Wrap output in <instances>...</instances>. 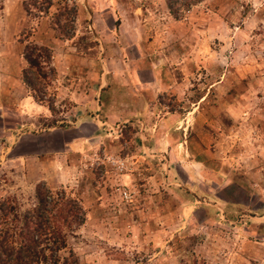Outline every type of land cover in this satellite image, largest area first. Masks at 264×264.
Instances as JSON below:
<instances>
[{
	"label": "rangeland",
	"instance_id": "obj_1",
	"mask_svg": "<svg viewBox=\"0 0 264 264\" xmlns=\"http://www.w3.org/2000/svg\"><path fill=\"white\" fill-rule=\"evenodd\" d=\"M24 53L45 79L24 82ZM154 65L182 84L154 111L188 114L204 149L218 142V185L170 182L135 122L96 117L97 100L136 107L124 75L148 81ZM39 182L85 210L68 237L79 264H264V0H204L180 20L164 0H0V202L29 208Z\"/></svg>",
	"mask_w": 264,
	"mask_h": 264
},
{
	"label": "crops",
	"instance_id": "obj_2",
	"mask_svg": "<svg viewBox=\"0 0 264 264\" xmlns=\"http://www.w3.org/2000/svg\"><path fill=\"white\" fill-rule=\"evenodd\" d=\"M131 71L124 75L126 79L128 78V85L124 88L130 90L129 94L131 96V101L137 103V106L127 105L124 107L123 104L110 99H106L104 101L105 103H103L102 100H97L96 111H98V113L101 111L102 113L97 114L96 117H107L108 121L113 124H116L115 120L120 119L135 122L136 124H134L139 128L136 131V136L141 142L143 152L145 151L144 153H146L148 151V156H154L151 152H155V156L165 160L164 166H166V169L164 168V170L166 171L170 182H173V175L176 173L177 176L184 177L183 180L181 179L183 184H186L188 181L198 182L199 180L202 181V184L204 185H206L207 182H211L213 185H218V183L224 179H220V175L222 174L219 171L220 169H223V167L218 169L219 163L214 160L217 157L211 152L212 148L218 145V142L211 137L212 140L210 143L212 144L214 142V144L204 149L202 144L203 138L195 140L194 137H191L194 141L191 138H187L188 133L193 129L190 124L187 123L189 118L188 114L184 113L177 115L176 113H158L157 111H154L155 107L153 106V103L159 94L170 90L172 91V88H174L173 91L176 93V90L180 89L182 84L178 83V85H175L176 82L172 83V85L170 83H165L160 75L159 69L157 70L155 65L153 69L149 70L151 79L148 81L133 78L131 76ZM177 93L180 92L177 91ZM85 99L86 98L82 100V108L78 107L77 109H81L82 114L85 117H90V110L87 111V109H91L94 106L88 107L89 104L87 103L90 101H86ZM35 109L36 113L46 111L43 106H37ZM33 111L34 110L30 111L22 109L15 112L18 114L20 113L19 115L21 116L24 115L23 113H30ZM83 123H89L92 125L96 130L98 137L102 134L103 126H99L98 122H95L94 119L84 120ZM122 123H120V125H122ZM101 125H103L102 122ZM76 127L78 128L79 126ZM74 146L75 142L69 145V147ZM166 155H171V157H169L170 159L172 158L174 165H168ZM248 184L250 185V183ZM184 189L187 190L186 188ZM193 198L195 201L197 200L196 197ZM214 202L211 205L212 208H210L212 209L210 210V216L223 219V214L225 212H223V208L225 207L224 203Z\"/></svg>",
	"mask_w": 264,
	"mask_h": 264
},
{
	"label": "trees",
	"instance_id": "obj_3",
	"mask_svg": "<svg viewBox=\"0 0 264 264\" xmlns=\"http://www.w3.org/2000/svg\"><path fill=\"white\" fill-rule=\"evenodd\" d=\"M164 1L171 17L180 20L185 12L204 0ZM31 49L48 52L44 47ZM23 57L28 64L23 72L24 82L30 85L27 73L32 69H36L38 79H45L33 54L24 53ZM51 107L49 104L48 109ZM85 219V210L78 199L64 190L53 192L42 182L35 185L33 205L27 209L22 210L14 197L3 199L0 202V264H79L75 252L68 246V237L84 225Z\"/></svg>",
	"mask_w": 264,
	"mask_h": 264
},
{
	"label": "built area",
	"instance_id": "obj_4",
	"mask_svg": "<svg viewBox=\"0 0 264 264\" xmlns=\"http://www.w3.org/2000/svg\"><path fill=\"white\" fill-rule=\"evenodd\" d=\"M123 195H124L125 199H127V197H129V196L127 195V193H125V192H124Z\"/></svg>",
	"mask_w": 264,
	"mask_h": 264
}]
</instances>
